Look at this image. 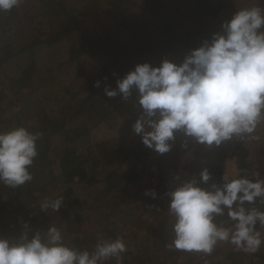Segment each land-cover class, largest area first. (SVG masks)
<instances>
[{
  "label": "clouds",
  "instance_id": "clouds-1",
  "mask_svg": "<svg viewBox=\"0 0 264 264\" xmlns=\"http://www.w3.org/2000/svg\"><path fill=\"white\" fill-rule=\"evenodd\" d=\"M23 0H0V13L18 8ZM222 31L193 49L181 64L163 60L160 66L137 64L105 87L108 97L128 101L133 95L140 115L132 125L142 143L159 154L171 150L177 132L207 146H219L233 137L258 140L264 125V8L243 7L221 24ZM100 86V81L95 84ZM40 133L24 126L0 132V183L20 188L33 180L31 168L38 156ZM186 146V145H185ZM207 168L200 183L211 180ZM145 195L156 197L154 191ZM171 217V242L165 247L187 253L211 255L220 244L237 252L257 253L264 245V178L225 175L222 182L202 188L195 179L177 184L167 193ZM62 196L45 198L42 211H58ZM227 223L217 222L225 216ZM128 251L122 237L100 239L89 250L66 242L61 228L53 225L43 235L19 241L0 238V264H123Z\"/></svg>",
  "mask_w": 264,
  "mask_h": 264
},
{
  "label": "rangeland",
  "instance_id": "rangeland-1",
  "mask_svg": "<svg viewBox=\"0 0 264 264\" xmlns=\"http://www.w3.org/2000/svg\"><path fill=\"white\" fill-rule=\"evenodd\" d=\"M188 1L190 2L191 0ZM192 2H196V0H192ZM218 2H221L220 4L224 5L226 10H224V14L216 11L213 14L215 16L217 13L218 17L215 16L211 20L209 18L211 16L207 19L203 18L205 16L199 15L201 11H199L198 6H194L193 9L191 8L187 24L191 27L190 30L196 31L195 37L201 43L206 40L210 41L213 33L221 32V24L232 13H235L237 9L259 5L264 6V0H218ZM180 3L182 5L184 0H180ZM27 5L35 7L37 3L34 1L31 4L30 0H23V3L19 6L20 10L26 8ZM102 5L107 6L106 3ZM182 6L185 7L186 5L183 4ZM37 20V18H34L33 21L29 22V25L32 26L33 24L38 33H45V30L48 29L47 24L42 20L41 23ZM21 23L22 21L18 22L15 20L5 26L3 24L0 25V30L3 29V32L0 31V48L2 46L6 51L12 49L11 45L14 43L15 31L22 30L25 32ZM101 23L102 21L97 22L98 25L96 26H98V29H101L103 25ZM115 29L112 37H119L121 45L126 52L123 59L117 56L111 60V66H115V73L118 76L126 69L127 63H149L152 66H160L162 61L166 60V57H161V53L155 49V44L151 38V29L141 21L130 24L122 23ZM99 35L107 39V35ZM123 35H125L124 38ZM100 36H98L99 39H101ZM70 52V49H66L62 54L57 52L51 55L43 53V56L37 57L39 63L48 60L47 64L53 70L52 74L49 73L47 82L36 87L32 84L24 86L19 82L14 83L11 78L16 75L17 64H12L11 62V64L5 65V69L0 71V97L4 93H9L12 101L10 102L9 100L7 105L0 100V108L4 110L0 115V132H6L14 128L16 124L12 126L10 124L15 121V116H23L25 122L36 117L35 119H38L37 122L40 123V119L43 116L37 115L38 109L35 110L33 108L34 105L41 108L43 107V103L46 102L52 105L53 109L58 110L60 109L59 107H63L67 110V106L70 105L69 103L73 99V94L82 85L80 70H77L75 65L77 60H74ZM169 57L171 58L170 55ZM78 91L80 92L81 90ZM109 98L110 101L115 103L118 96L113 98L107 97V100ZM102 101L96 100L95 102V107L99 109L97 115H100L102 119L97 117L87 120L86 127L72 136V139L65 140L62 136L53 137V140H56L55 146L58 152L65 146L73 148V151L75 150L77 153V157H81V163L90 164V174L84 180L75 177L74 181H68V184L73 186V196L78 199L77 204L73 208L71 219L68 221L69 225L66 223V219L60 217L59 211L52 212L49 210L45 212L39 207L40 202L45 198H56L55 192L51 195H48V193L53 190L61 191L64 179H59V181L53 182L44 190V198L39 202L37 200H27L26 205L28 206L25 209H18L16 205L10 207L9 211H12V213L10 212L11 224L9 228L0 229V238L19 241L24 236L28 237L31 229L37 228L36 232H40L43 235L51 226L55 225L57 227L62 226L66 231L65 240L67 239V243L79 245V243H83L84 241L89 250L100 239L122 237L128 246V251L123 257V264H264V245L261 246L257 253L248 255L243 252H237L232 245L224 243L218 245L213 253L208 256L169 250L165 247L166 243L171 242V217L168 214L170 198L167 196V193L177 184L189 179L196 180L198 176L197 161L199 158L193 150L194 145L188 146L191 143L196 144V142L191 138L185 137L182 132L175 134L176 140L170 142L172 146L169 152L159 154L149 148V156L142 157L138 155L131 157L128 160L129 163L119 167L121 171H126L125 173L136 170L140 173L141 178L138 180L139 182L128 186L129 199H123L120 184L109 192L103 193L101 191V185L98 182H100L102 174L107 169L115 168L118 165L109 164L105 166L103 159H100L98 162L99 147L104 148L107 145L109 147L115 146L117 149H120L119 151L123 155L124 151L129 150L130 146L141 141L140 136L136 134L129 139L125 137L118 138L121 117L118 116L116 107L112 104H108L109 108L107 111L102 110L100 108ZM126 103L128 104V101ZM56 116L60 117V120L63 118V115ZM48 121L47 119L46 122L48 123ZM47 129V133H52L53 127H51V121ZM256 134L260 137L258 140L246 138L243 141L249 150V164L254 169L258 168L264 171V125L258 128ZM58 152H53V155H56ZM86 159L88 160L86 161ZM92 162H98V164H91ZM58 163L55 162L52 166L55 176L58 175V171H61ZM229 174H239V168L234 157H228L224 162L223 175ZM124 180L121 183L125 185L128 177L124 178ZM149 190L154 191L158 198H165L167 205L163 208H149L147 198L152 197L151 195H145V192ZM220 221L227 223V219H217L218 223ZM257 228L261 231L262 236H264V228H260L259 222L257 223ZM164 238L166 240L163 241ZM105 264H117V261L111 259L106 261Z\"/></svg>",
  "mask_w": 264,
  "mask_h": 264
},
{
  "label": "trees",
  "instance_id": "trees-1",
  "mask_svg": "<svg viewBox=\"0 0 264 264\" xmlns=\"http://www.w3.org/2000/svg\"><path fill=\"white\" fill-rule=\"evenodd\" d=\"M34 1L37 3L36 8L33 5V7L27 5L22 10L18 7L7 13H0V25L3 24L5 26L16 20L18 22L22 21V27L25 29V32L22 30L15 31L14 43L11 45V50L6 51L1 46L0 71L5 69V65L11 64V62L12 64L16 63V75L11 78L14 83L19 82L24 86L32 84L36 87L47 82L49 73L52 74L53 70L47 64L48 60L39 63L37 57L43 56V53L51 55L57 52L62 54L66 49H70L74 60H77L75 65L77 70H80L82 85L73 94V99L69 103L70 105L67 106V110L63 107H59L60 109L58 110L53 109L52 105L46 102L43 103V107L41 108L34 105L33 108L35 110L38 109L37 115L43 116L40 119V123L37 122L38 119H35L36 117H33L31 120L29 119L28 122L24 121L23 116H15L16 119L13 117L15 121L10 125L16 124L14 128L24 126L29 131L40 133L41 135L38 140V156L31 168L33 180L20 188H11L1 183L0 229L9 228L11 224L10 212L12 213V211H9L10 207L16 205L18 209H25L28 206L26 205L27 200H37L39 202L44 198V190L53 182L59 181V179H64L61 191L53 190L48 195L55 192L56 197H63L64 203L58 211L61 215L60 217L66 219V223L68 224L73 214V208L78 202V199L73 196V186L68 184V181H74L75 177L84 180L90 174V164L81 163V157H77V153L75 150L73 151V148L65 146L58 152L55 146L56 140H53V137L62 136L65 140L72 139V136L86 127L87 120L97 117L102 119L100 115H97L99 109L95 107L96 100H103L101 102L102 105H100L102 110L107 111L109 108L108 104L116 107L118 116L121 117L118 138L125 137L129 139L135 136L132 131V125L140 115L139 106L134 103L135 96L133 95L127 104L119 96L115 103H113V101H110V98L107 100V95L103 94L105 87L116 89L117 81L134 70L137 65L127 63L126 69L120 76L115 73V66H111L112 58L120 56L123 59L126 53L119 37H112L116 30L115 28L119 27L122 23L130 24L141 21L151 29L152 41L155 44V49L161 53V57H166V60L170 62L181 64L193 49L203 44L195 37L196 31L190 30L191 27L187 24L191 8L193 9L194 6H198L199 11H201L199 15L205 16L203 18L207 19L211 16L209 17L210 20L215 18V16L218 17L217 13L215 16L213 14L216 11L224 14V10H226L224 5L220 4L221 2H218V0H196V2L184 0L183 4L186 5L185 7L182 6L183 4L181 5L180 0H30V3L32 4ZM103 2L107 6L102 5L104 4ZM259 7L264 8L262 5H259ZM232 15L229 17L225 16L227 18L224 22L229 20ZM34 18H37V21L40 23L42 20L47 24L48 29L45 30V33L41 32L40 34L35 30L36 27L33 24L32 26L29 25V22L33 21ZM101 21L103 25L101 29H98V26H96L98 25L97 22ZM2 30L0 31L3 32ZM99 34L107 35V39L102 38ZM98 80L100 81V86L96 87L95 84ZM78 90L81 91L79 92ZM0 100L6 104L9 103V100L10 102L12 101L9 93H4L0 97ZM3 112L4 110H1L0 115ZM56 115H63L62 120ZM47 119L49 120L48 123L46 122ZM50 121L53 130H51L52 133H47ZM192 145H194L193 150L199 158L197 161L198 176L196 177V181L202 188H209V185L213 182L217 184L222 182L224 177V162L228 157L235 158L237 167L239 168V175H247L251 178L254 174L259 173L260 178H264L263 170L254 169L249 164V150L244 144L243 139L233 137L231 140L222 142L219 146H207L199 143H191L188 146ZM99 149V155H97L98 162L100 159H103L105 166L109 164L118 165L115 168L107 169L102 174L100 182H98L101 185V191L103 193L109 192L120 184L123 199H129L128 186L139 182L138 180L141 178L140 173L137 170L125 173L126 171H121L119 167L129 163L128 160L131 157L138 155L142 157L149 156V148L141 140L130 146L129 150L124 151L123 155L119 151L120 149H117L115 146L109 147L107 145L104 148L100 146ZM53 152L58 153L53 155ZM120 156H122L121 159ZM55 162H59L58 165L61 168V171H56L58 173L56 176L52 167ZM98 162H92L91 164L97 165ZM205 168L208 169L212 177L207 184L200 183V172ZM127 177L128 180L124 185L121 182L125 181L124 178L126 179ZM166 201L165 198H158L157 196L155 198H147L149 208H163L167 205ZM263 204L264 201H258L256 206L264 210ZM226 212L227 210H225V216L218 217L217 219H227ZM59 227H61L64 236H66V231L63 227ZM36 229H31L27 237L28 239H31ZM164 240L166 239L164 238ZM72 246L88 249L84 241L83 243H79V245Z\"/></svg>",
  "mask_w": 264,
  "mask_h": 264
}]
</instances>
